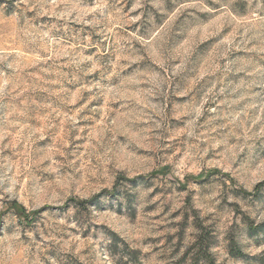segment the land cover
<instances>
[{"label": "rangeland", "instance_id": "obj_1", "mask_svg": "<svg viewBox=\"0 0 264 264\" xmlns=\"http://www.w3.org/2000/svg\"><path fill=\"white\" fill-rule=\"evenodd\" d=\"M263 180L264 0H0V264H262Z\"/></svg>", "mask_w": 264, "mask_h": 264}, {"label": "trees", "instance_id": "obj_2", "mask_svg": "<svg viewBox=\"0 0 264 264\" xmlns=\"http://www.w3.org/2000/svg\"><path fill=\"white\" fill-rule=\"evenodd\" d=\"M263 186H264V180L258 183V185L256 186V190H259ZM97 197L98 195L89 201H93L97 199ZM248 230L251 234H254V235L259 234V233H264V223L255 224L253 221H250L248 222ZM233 250L236 251V253H241L240 249L233 248ZM238 255H241V254H238ZM206 259L208 261V264H215L212 254L209 252V250L207 251ZM263 261H264V258H263ZM262 264H264V262Z\"/></svg>", "mask_w": 264, "mask_h": 264}]
</instances>
